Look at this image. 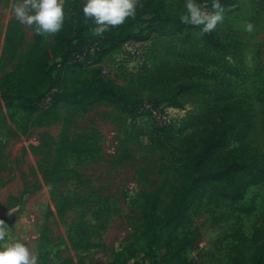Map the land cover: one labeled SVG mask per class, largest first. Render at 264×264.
<instances>
[{
    "label": "rangeland",
    "instance_id": "rangeland-1",
    "mask_svg": "<svg viewBox=\"0 0 264 264\" xmlns=\"http://www.w3.org/2000/svg\"><path fill=\"white\" fill-rule=\"evenodd\" d=\"M16 2L0 0V76L29 74L27 57L37 33L13 14ZM166 2L177 10L185 0ZM201 27L131 41L82 73L100 78L108 69L107 80L143 101L135 116L107 105L87 114L61 106L31 118L17 103L1 108L0 220L9 226L8 239L24 240L37 264H111L121 251V261L128 256L127 248L138 254L139 264H148L142 193L159 191L163 212L182 181L187 156L222 117L230 116L241 130V111L251 123L245 139L233 140L225 156H242L264 170V0L224 7V19L213 30L223 49L207 44ZM42 35L47 46L52 40ZM184 81L200 86L173 106L174 88ZM42 91L52 92L48 86ZM65 142L94 150L81 154ZM219 192L220 185L209 186L191 208L182 234L192 243L184 255L191 264H249L254 236L264 230V181L239 202Z\"/></svg>",
    "mask_w": 264,
    "mask_h": 264
},
{
    "label": "trees",
    "instance_id": "trees-1",
    "mask_svg": "<svg viewBox=\"0 0 264 264\" xmlns=\"http://www.w3.org/2000/svg\"><path fill=\"white\" fill-rule=\"evenodd\" d=\"M85 2L65 0L66 15L62 29L55 34L45 33L52 40L50 44L44 46L43 35H36L27 57L28 76L16 71L0 76V111L2 107H12L17 103L25 115L31 118L40 112L51 114L61 106L73 108L78 114H87L98 106L107 105L121 114L135 116L143 101L130 89L105 80L102 76L84 77L82 73L92 66H100L106 58L131 41H145L156 33H183L196 27L182 20L186 14L185 3L174 10L166 0H140L134 18L97 36L94 33V21L83 14ZM198 2L213 11L211 5L214 0ZM220 3L223 7H230L235 4V0H220ZM144 23L146 26H142ZM203 38L216 49L225 48L213 30L203 33ZM56 70L62 75L55 76ZM46 86L52 91L50 94L42 91ZM199 86V83L190 81L177 85L175 94L169 100L171 105H180L179 98L193 93ZM48 98V109L42 110L41 106ZM226 109L230 112L233 108L227 106ZM238 116L241 130L230 116L212 122L199 147L187 156L182 181L163 212H160L162 198L159 191L142 193L141 238L145 243L143 258L147 256L148 264H191L184 252L192 242L187 235L182 234V230L191 222V208L202 199L209 186L220 185V197L239 202L244 200L251 186L264 181L263 169L253 168L242 156H225L223 153L233 140L243 141L251 128L243 112L240 111ZM65 144L81 154L94 150L91 144L79 143L76 147L69 142ZM58 211L59 214L64 213L60 206ZM254 237L256 248L249 258V264H264V230L256 232ZM90 246L84 245L86 248ZM125 251L128 256L121 261L124 254L121 251L111 264H139L138 254L132 248ZM233 264H241V260L236 259Z\"/></svg>",
    "mask_w": 264,
    "mask_h": 264
},
{
    "label": "clouds",
    "instance_id": "clouds-1",
    "mask_svg": "<svg viewBox=\"0 0 264 264\" xmlns=\"http://www.w3.org/2000/svg\"><path fill=\"white\" fill-rule=\"evenodd\" d=\"M140 0H86L83 5L85 17L94 21V33L102 36L110 28L122 25L134 18ZM184 23L199 25L201 32L207 33L216 28L224 19V7L220 0H214L207 11L198 0H185ZM13 14L28 26L34 27L37 34H55L65 21V0H17L12 4ZM252 29V24H248ZM9 226L0 220V264H37V256L22 239L9 240Z\"/></svg>",
    "mask_w": 264,
    "mask_h": 264
},
{
    "label": "built area",
    "instance_id": "built-area-1",
    "mask_svg": "<svg viewBox=\"0 0 264 264\" xmlns=\"http://www.w3.org/2000/svg\"><path fill=\"white\" fill-rule=\"evenodd\" d=\"M138 43V42H137ZM136 43V44H137ZM101 76H102V78L103 79H107V76H108V69H106V68H104L103 70H102V74H101Z\"/></svg>",
    "mask_w": 264,
    "mask_h": 264
},
{
    "label": "crops",
    "instance_id": "crops-1",
    "mask_svg": "<svg viewBox=\"0 0 264 264\" xmlns=\"http://www.w3.org/2000/svg\"><path fill=\"white\" fill-rule=\"evenodd\" d=\"M131 43V42H130ZM128 44V43H127ZM127 44H125L120 50H118L117 52H115L114 54H112L113 56H117L118 55V52L121 51ZM111 55V56H112ZM110 57V56H109Z\"/></svg>",
    "mask_w": 264,
    "mask_h": 264
}]
</instances>
